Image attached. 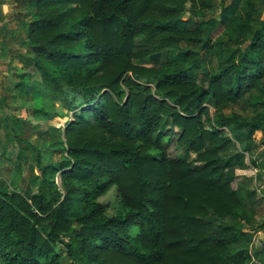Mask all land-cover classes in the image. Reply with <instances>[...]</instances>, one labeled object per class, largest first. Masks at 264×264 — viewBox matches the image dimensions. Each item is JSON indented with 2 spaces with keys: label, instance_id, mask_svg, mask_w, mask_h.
<instances>
[{
  "label": "trees",
  "instance_id": "16d2710c",
  "mask_svg": "<svg viewBox=\"0 0 264 264\" xmlns=\"http://www.w3.org/2000/svg\"><path fill=\"white\" fill-rule=\"evenodd\" d=\"M13 1L38 79L21 73L11 98L71 115L57 160L17 150L15 171L27 160L38 186L0 192V264H59L56 244L71 264H264V220L235 179L246 157L263 190L264 0ZM167 123L179 154L162 148Z\"/></svg>",
  "mask_w": 264,
  "mask_h": 264
},
{
  "label": "rangeland",
  "instance_id": "374dc122",
  "mask_svg": "<svg viewBox=\"0 0 264 264\" xmlns=\"http://www.w3.org/2000/svg\"><path fill=\"white\" fill-rule=\"evenodd\" d=\"M229 1L225 0V4ZM262 8L256 15L257 19L264 20V4L260 3ZM4 6L7 7L5 13ZM22 7H17L13 0H0V97H4L5 101L0 104V192L15 190L24 192L26 187H29L30 192H37V182H31V170L27 167V160L23 163L22 172L15 171V155L20 147H26L22 142L26 140L32 146L39 150H44V156L47 159L57 160L60 152L56 145V141L60 140L61 128L64 121L70 120L71 112H67V116L59 119L40 118L31 114V102L13 99L10 96L9 89L13 83L18 80L19 75L24 72H29L28 80L38 79V74L31 72V68L27 65L30 55L29 49L26 46L27 26L30 22V17H23L20 12ZM17 13V14H16ZM19 13V14H18ZM206 18L216 16L218 10L214 12L206 11ZM214 13V14H213ZM188 12L182 15L183 19L188 18ZM194 19L191 22L194 27ZM223 37H226L225 35ZM212 65H215V59L212 60ZM59 113H66L65 109L56 104ZM211 111V109H210ZM231 110L225 109L224 113H229ZM251 110L247 109L242 112V115H250ZM11 126L15 132L11 130ZM56 128V129H55ZM163 130H169L167 141L162 143V148L169 154L180 153V148L176 146V130L169 124H165ZM16 134V136H15ZM262 134L259 131L253 133V138L256 142L260 141ZM26 149L29 150L27 147ZM3 152V153H2ZM190 157H193L191 154ZM45 162V160H44ZM246 167L244 169L235 170V179L242 181L244 185V203L247 213L250 215V221L254 225L264 220V182L262 189L255 187L256 170L251 168L244 158ZM55 182L59 183V178L55 176ZM118 197L114 186L110 187L104 194L99 196L98 201L105 205V214L112 215L116 210ZM239 226L248 231L250 223L241 221ZM262 232L255 234V243L262 237ZM54 251L59 254V264H71L64 256V248L60 244L54 246ZM77 264V263H76Z\"/></svg>",
  "mask_w": 264,
  "mask_h": 264
},
{
  "label": "clouds",
  "instance_id": "9594fccd",
  "mask_svg": "<svg viewBox=\"0 0 264 264\" xmlns=\"http://www.w3.org/2000/svg\"><path fill=\"white\" fill-rule=\"evenodd\" d=\"M3 10L5 11V13H7V7L6 6H4Z\"/></svg>",
  "mask_w": 264,
  "mask_h": 264
}]
</instances>
